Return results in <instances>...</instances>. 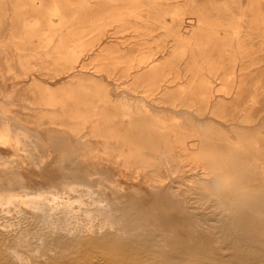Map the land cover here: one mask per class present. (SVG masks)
<instances>
[{"label":"bare ground","instance_id":"1","mask_svg":"<svg viewBox=\"0 0 264 264\" xmlns=\"http://www.w3.org/2000/svg\"><path fill=\"white\" fill-rule=\"evenodd\" d=\"M202 2L194 0L198 7ZM0 3L9 5L8 0ZM36 4L27 0L21 6ZM39 6L44 7L42 1ZM219 6V17L233 16L239 2L222 0ZM203 11L196 13L198 17H186L185 9L174 6L169 13L178 18L175 25L181 29L191 26L216 32L221 28L230 39L257 38L264 49V26L253 17L241 23L248 30L242 33L237 31L240 25H226L219 19L209 23ZM54 12L62 15L57 8ZM129 13L136 16L133 10ZM7 15L0 11V30ZM27 21L40 23V17ZM153 23L165 27L162 20ZM41 37L49 45L61 41L59 54H71L74 63L87 51L83 36L64 37L60 31ZM215 38L211 34L210 42L196 46L202 52L218 48ZM243 48L250 53L244 44ZM186 52L187 46L182 45L180 54ZM0 54L17 53L0 43ZM34 65L30 62L18 70L12 59H6L0 61V76L20 78ZM31 85L39 89L38 98L30 102L33 105H60V93H64L77 106L59 122L57 112L15 104L11 99L17 87L13 88L0 100V116L21 127L2 122L0 146L16 152L31 130L47 127L80 136L81 141L74 157L77 163H63L62 170L0 173V264H48L46 256L33 262L31 258L34 252L47 254L55 248L72 251L74 256L55 258L49 264H264V140L258 138V130L247 128L251 136H240L234 144L222 138L212 123L181 122L134 110L126 101H114L101 85L88 93L75 81H65L57 91L37 79ZM118 118L123 120L116 122ZM257 186L262 195L254 192ZM132 191L144 193L136 198ZM161 193L163 210L148 209L151 199ZM203 207L211 213L204 214ZM12 212L18 217L13 222L8 220ZM228 248L240 253L226 254Z\"/></svg>","mask_w":264,"mask_h":264},{"label":"rangeland","instance_id":"2","mask_svg":"<svg viewBox=\"0 0 264 264\" xmlns=\"http://www.w3.org/2000/svg\"><path fill=\"white\" fill-rule=\"evenodd\" d=\"M8 1V6L3 7L0 3V11L8 14L5 26L0 30V43L9 44L17 54H0V61L12 59L18 70L30 62L35 65L20 78L0 76V100L17 87L11 101L18 106L57 112V120L61 122L68 119L71 109L77 105L68 102L64 93H60L63 100L60 105H33L30 102L38 98L39 89L31 83L37 79L57 91L65 81H75L85 93L101 85L114 101H126L134 110H149L162 117L178 118L181 122L212 123L220 129L222 138L226 136L234 144L240 136H251L246 132L247 128L258 130V138L264 140V49L259 40L248 36L230 39L221 28L216 32L191 26L181 29L175 25L178 18L169 13L174 6L185 9L186 17H198L196 13L204 10L209 23L219 19L226 25H240L237 31L246 33L248 30L241 23L250 17L259 21V26H264V0H236L239 2L237 13L233 16L225 13L222 17L216 13L222 0H203L202 7L194 0H120L119 4L118 0H34L37 4L28 7L21 6L27 0ZM40 1L44 7L39 6ZM54 8L61 10L62 15H55ZM131 10L136 16L130 15ZM36 16L40 17V23L27 21ZM117 17L123 19L114 20ZM60 18L66 21L60 22ZM155 20H162L165 27L154 24ZM60 31L64 37H85L87 51L80 56V62L74 63L71 54H59L63 50L61 41L56 39L49 45L48 40L41 37ZM211 34L219 46L202 52L199 48L210 42ZM243 44L250 53L243 52ZM182 45L187 46L185 55L180 54ZM79 63L82 68H75ZM85 101L84 107H87L88 101ZM95 105L103 106L97 99ZM236 109L242 110L235 113ZM249 116L252 117L250 122ZM122 120L118 118L116 122ZM5 121L11 122L14 128L21 127L16 121L0 116V125ZM22 140L16 152L0 146V157H3L0 173L59 171L63 169V163H77L74 157L80 136L47 127L31 130ZM221 144L224 145L216 142L217 146ZM254 192L263 194L260 186ZM143 193L132 191L136 198L142 197ZM144 194H147L146 189ZM163 196L161 193L151 199L148 209L160 213ZM203 208L204 214L211 213L210 208ZM16 219L15 213L8 217L12 222ZM97 223L102 225L100 221ZM32 231L35 233L36 229ZM31 252L26 253L28 257ZM225 253L238 254L240 251L228 248ZM33 256L30 257L32 262L46 256L45 262L49 264L55 258L67 260L74 254L55 248L47 254L44 250L34 252Z\"/></svg>","mask_w":264,"mask_h":264}]
</instances>
